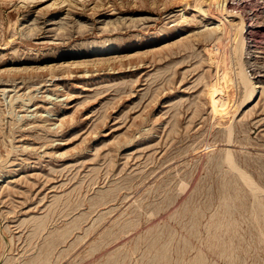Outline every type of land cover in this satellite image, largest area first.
<instances>
[{"label":"rangeland","instance_id":"obj_1","mask_svg":"<svg viewBox=\"0 0 264 264\" xmlns=\"http://www.w3.org/2000/svg\"><path fill=\"white\" fill-rule=\"evenodd\" d=\"M64 1L0 0V264H264L225 159L264 187V0H245L261 92L233 120L211 114L195 6Z\"/></svg>","mask_w":264,"mask_h":264},{"label":"bare ground","instance_id":"obj_2","mask_svg":"<svg viewBox=\"0 0 264 264\" xmlns=\"http://www.w3.org/2000/svg\"><path fill=\"white\" fill-rule=\"evenodd\" d=\"M30 1L32 2L33 0ZM182 1H184L182 7L183 10L186 11V9L195 6L196 10L198 9V11L202 12L203 14L202 16H205L213 20L214 23H216L214 27H212L209 31L203 34L205 35L206 38L212 37L216 41L215 44L213 45V48L209 49L211 64L212 65L216 64L217 72H215L216 75L211 78V82L208 84V90H207L208 103L210 104V108L212 112L211 114L214 115L213 117L219 119L230 117V120H233L234 118L233 119L231 118L235 116L232 115L234 114L236 115V112L240 109V107L245 106V104L251 101L253 102L254 99H257L261 92V91L259 92V88L261 87V85L258 84L260 80L258 81L257 77L254 76L253 74H252L253 76L249 74L250 68L252 67L254 68V66L258 65L257 58L259 57V53H260L259 51L260 47L257 45L256 38L254 37L255 35L253 34V25L255 24L256 21L253 22L252 19L253 17L250 15L251 10H249L248 6L245 5V0H193L195 2L194 5L192 4V0H182ZM204 2H208L209 5L208 9L203 8L202 4ZM109 48L111 47H108V49ZM237 87H240L242 91L241 101L239 102V105H236V107L232 109L233 108L232 102L236 98L235 96H236ZM227 127L230 134L228 142L232 143L233 139L231 140V136L233 135L232 131L234 129L233 123L232 122H230V124L228 123ZM231 151L232 149L227 151V154H225L226 156L225 159L229 163L230 169L231 170L233 169L236 173L238 172L239 177H241L243 179L242 181H244L247 184V186L250 187V189L253 191V194L255 195L256 201L258 200L259 204H261V207H263L264 210V187L261 186L253 178L252 175L240 169ZM224 206H225V202H224ZM250 211L252 212V210ZM255 217L256 216H254V218ZM259 230H261L260 227ZM261 235L263 236V234Z\"/></svg>","mask_w":264,"mask_h":264}]
</instances>
